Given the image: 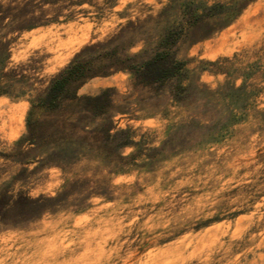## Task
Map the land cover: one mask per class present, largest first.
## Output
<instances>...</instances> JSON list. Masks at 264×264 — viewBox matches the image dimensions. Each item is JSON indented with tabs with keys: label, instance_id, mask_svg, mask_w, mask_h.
Returning a JSON list of instances; mask_svg holds the SVG:
<instances>
[{
	"label": "rangeland",
	"instance_id": "374dc122",
	"mask_svg": "<svg viewBox=\"0 0 264 264\" xmlns=\"http://www.w3.org/2000/svg\"><path fill=\"white\" fill-rule=\"evenodd\" d=\"M0 17V264H264V0H0ZM112 38L99 52L179 69L87 80L77 96L114 89L111 137L33 106Z\"/></svg>",
	"mask_w": 264,
	"mask_h": 264
},
{
	"label": "trees",
	"instance_id": "16d2710c",
	"mask_svg": "<svg viewBox=\"0 0 264 264\" xmlns=\"http://www.w3.org/2000/svg\"><path fill=\"white\" fill-rule=\"evenodd\" d=\"M114 40L116 39L112 38L106 43H95L83 47L64 68L50 79L48 86L33 101V106H38L47 111L71 108L78 114L75 123L69 124L72 128L84 120L103 117L107 122L100 126L101 131L111 137L109 131L113 125L109 113L112 109L118 108L112 104L111 97L114 89L107 87L97 94L82 96H77V90L93 77L108 76L120 70L129 71L138 84L144 86L162 84L166 79L174 76L179 69L177 65L169 62V56L166 52H157L153 57L139 62L135 66H131L127 61H135L138 55L121 59L116 56L118 45H115L110 51L99 52V50L110 47ZM120 132L122 130L117 131L115 136ZM67 139L68 137L64 134L57 137L56 142L61 144ZM126 143L120 142L119 146Z\"/></svg>",
	"mask_w": 264,
	"mask_h": 264
}]
</instances>
